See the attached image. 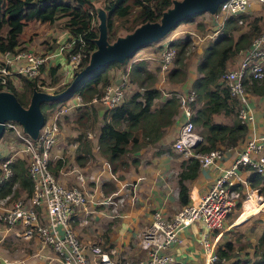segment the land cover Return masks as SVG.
Here are the masks:
<instances>
[{"label":"trees","instance_id":"16d2710c","mask_svg":"<svg viewBox=\"0 0 264 264\" xmlns=\"http://www.w3.org/2000/svg\"><path fill=\"white\" fill-rule=\"evenodd\" d=\"M92 1L94 0H0V54L22 49L20 36L24 33L23 30L27 22L37 21L51 25L54 21L63 18V26L68 33L67 41L70 43L65 58L76 53L81 54L77 66L79 70L85 65L89 52L94 48L92 40L96 37V29L91 7ZM95 1H100L103 5V10L106 12L107 39L112 40L115 37L113 31L115 21H119L116 24L117 30L128 32L139 23L156 21L160 12L170 4L171 0ZM191 19L192 16L181 22L184 23ZM197 26L200 27V23ZM263 28V19L260 15L242 12L237 16L226 17L222 22L221 33L213 41L206 43L200 53L196 54L199 58L195 65L198 77L184 92L187 93L189 90L194 92V101L190 103L192 112L190 120L198 128L201 138L194 152L204 153L218 149L223 153L227 149L236 147L244 140L247 126L237 118V101L229 97L228 90L223 86L220 78L227 70L230 60L247 49L252 40L262 33ZM187 43V38H175L168 41L166 45L175 50L172 64L174 63L176 66L181 64L182 54ZM157 45L161 49L162 45L158 43ZM41 54L45 55L46 51ZM132 57L133 55L122 64L111 63L95 71L80 81L73 91L72 95H77L80 98L81 106L73 111L74 125L72 129L77 131V135L68 141L78 142L75 155L78 165L85 162L92 147L90 140L85 138L84 126L86 124L90 128L97 126L96 147L98 154L104 159L110 172L115 174L118 170L126 171L130 167L135 169L139 164L140 146L159 145L163 140L164 130L174 122L178 113V93L171 91L168 97L158 102L161 98V91L158 88L159 82L161 83L158 71L151 72L142 60L132 61ZM108 66L125 67L122 71L126 75L127 82L134 84L138 91L129 96H123L117 105L102 109L101 113L97 115L91 100L99 97L103 89L110 84L107 75ZM58 67V65H54L47 70L51 84L57 81ZM171 67L169 66L165 77L174 81L172 78L176 73H179V69ZM184 71L182 70V72ZM182 79L176 80L174 83L183 84ZM21 80L20 91H16L9 80L6 88L14 94L21 106H25L31 90H39L36 83L44 85V82L42 80L39 82L37 77L22 78ZM66 83L61 86L65 87ZM242 85L248 95L264 96V76L259 80H253L246 76L242 80ZM64 101L61 100L58 103ZM50 105L51 103H47L48 107L46 108L54 106ZM40 109L46 119L47 113L42 110L41 106ZM214 113L226 116L228 122L214 121L211 116ZM2 161L0 160V162ZM61 162L60 159L53 163L48 162V168L54 176L62 164ZM8 166L11 174L8 178L0 181V198L10 193L17 197L19 190H23L25 196L28 197L32 184L27 175L24 160L13 159ZM197 169V161L189 158L183 162L177 175L178 201L182 206L188 202V190L184 182L194 179ZM239 170L250 171L247 178L249 188L263 196L264 176L251 171L247 166L239 167ZM249 202V200L244 202L242 213L236 223L242 221L244 216L254 215L264 206L262 199L258 209L252 210ZM252 218H256L255 221L252 220L255 226L257 223H261L264 216L258 214ZM243 242L241 245L244 247H237L230 239L216 243L214 250L216 263L264 264V228L255 244L252 245L248 241ZM244 249L246 250L241 256L245 259L242 260L239 258V252ZM249 250L250 252H248Z\"/></svg>","mask_w":264,"mask_h":264},{"label":"built area","instance_id":"2783aa9c","mask_svg":"<svg viewBox=\"0 0 264 264\" xmlns=\"http://www.w3.org/2000/svg\"><path fill=\"white\" fill-rule=\"evenodd\" d=\"M250 1L264 4V0H225L214 15L218 20L216 34L221 33L223 19L248 13ZM159 53L158 74L162 77L174 58V50L166 44ZM236 68L226 70L221 76V82L228 90L229 97L237 101V118L246 125L252 121L248 112V94L244 91L242 80L249 77L259 80L264 76V30L254 38L250 46L240 53ZM48 55L30 50H17L0 54V89L7 90V81L15 76L33 79L39 75L40 68L47 63ZM67 64L71 74L78 70L81 54L70 55ZM132 62V61H131ZM126 75L121 73L119 82L107 85L101 95L93 98L91 103H98L104 109L117 105L123 98V87ZM43 91L46 89L40 87ZM77 102L80 98L76 96ZM178 110L183 116L175 139L171 142L172 151L180 152L185 157L197 161L198 167L209 169L215 166L223 156L218 149L198 153L194 149L201 138L195 131V125L190 120V103L194 101V92L189 90L177 94ZM81 104V101H80ZM66 105H58L49 110V116L44 119L35 140L22 133L15 122L5 123V129L11 131L17 140L20 151L25 155V169L30 178L32 189L28 197H11L12 193L0 198V229L19 224L26 239L37 238L42 247L51 252L50 259L56 264H167L172 261L166 250L177 241L178 231L191 223L198 222L201 227L200 248L205 255L206 264H217L214 254L215 245L223 229L225 217L240 203L244 207L246 199L254 193L261 201L263 198L256 190L246 191V185L241 177L239 167L247 166L253 172L264 176V136L251 137L245 141L241 151L227 168L220 167L219 172L206 190L198 197L178 209L168 218L161 217L158 212L152 214L150 224L141 232L138 246L145 252V257L132 262L118 255L114 248L102 249L97 245H84L73 234L71 219L78 210L90 213L88 205L103 206V214L107 218L118 215L121 199L110 196L93 201L92 193L85 191L83 183L92 180L76 175L77 184L64 186L60 184L48 168L50 151L57 133V120L67 112ZM196 129H198L196 127ZM147 146H140L144 148ZM10 159L2 162L0 181L10 176L8 166ZM243 185V187H239ZM245 186V188H244ZM212 233H214L212 237ZM86 251L91 253L89 258ZM224 264H229L228 262Z\"/></svg>","mask_w":264,"mask_h":264},{"label":"crops","instance_id":"0c3cea01","mask_svg":"<svg viewBox=\"0 0 264 264\" xmlns=\"http://www.w3.org/2000/svg\"><path fill=\"white\" fill-rule=\"evenodd\" d=\"M263 6L264 4L256 7L252 5V8L258 11L255 15H260L264 21L262 14ZM208 18H214V21L210 20V22H208L210 26L206 27L212 32L208 35V39H210L209 41H213L218 35L216 34L218 23L216 24L214 16H208ZM177 32L178 31H172L165 43L159 42L158 44H161L162 46L167 44L168 41L178 36ZM59 36H61L62 39L68 37L65 28ZM44 40L45 39H42V41L38 43L42 46L40 49L34 48L29 41L25 43L24 40H21L24 41V43L21 44L22 49L20 50H30L38 53L46 51L47 53L50 50L46 49V41ZM156 44L157 43H155V45ZM201 49L202 48L197 50L196 53H200ZM141 55L142 54L137 55L132 61L139 59L141 61L143 58H147V54ZM240 55L241 54L239 53L230 60L227 70L237 67ZM47 57V63L40 68L39 75L37 76L38 80L48 78V76H46L47 70L52 66V59L50 56ZM52 62H55L53 66H59L56 75L63 76L64 83L69 81L72 75L66 73V71H69V67L66 61L60 57L59 51H57L55 60ZM147 63H151L150 61L145 62L147 69H149ZM120 74V71L116 70L114 66H110L107 69V75L109 76V81L111 83L115 82ZM21 79L22 78L19 76L10 79L11 85L16 91L21 90ZM159 81H161V78ZM188 82L191 85L192 81L190 82L189 80ZM161 84L162 83L159 82L158 85L160 86ZM176 85L173 89L176 93L186 92L190 87V85L184 86L185 84ZM41 86L43 87V85ZM178 86H184V91L179 92L177 90ZM46 90L55 91V88L49 86ZM76 96L77 95H72L66 101L59 103L58 105L64 104L66 105L65 107L67 108V111H74V109L81 106L80 101L77 102ZM163 99L164 98H160L158 102H161ZM92 105L96 109L97 115H99L102 109H104L98 103H92ZM97 105L101 106L102 109ZM49 109L50 108H48V110ZM248 112L252 116V121L246 125L247 132L244 140L236 147L227 149L223 153L221 160L216 163V168L215 166L210 167L209 169L198 167L196 177L184 182V185L188 190V202L190 201V198L198 197L206 190L211 179H213L219 172L220 167L227 168L230 166L232 160L241 151L245 141L251 137L264 136V96L257 97L248 95ZM211 116L216 122H228L227 117L220 113H214ZM183 119L182 114L178 110L172 125L164 130L162 142H160L159 145H151L141 148L138 151L139 164L135 169L130 167L126 169V171L118 170L115 174L110 172L108 165L98 154L96 147L97 126L94 128L93 135L89 133H86L85 135V138L90 140L92 147L85 162L78 165L75 159L78 142L72 140L68 141V139H73V137L77 135V131H68L65 130V128L60 130L61 128H59L58 121L57 133L55 134V140L50 151L49 160L50 163H53L57 159L62 161V164L59 166L55 174L57 181L64 186H71L77 184L75 179L76 175H81L85 178L91 176L92 180L86 179L83 186L85 191L92 193L93 201L107 198L109 196L113 199L122 200V203L119 206L118 215L111 219L104 216L102 212L103 206L101 205H88L87 209L91 214H85V212L78 210L75 216L71 219L70 225L73 234L80 242L84 245H97L102 249L110 247L114 248L118 255L125 257L132 262L139 261L145 257V252L138 246V239L141 232L150 224L152 214L158 212L161 217L168 218L182 207L178 201L179 186L177 175L182 168L183 162L187 161L189 157H185L180 152L172 151L170 144L175 139ZM1 148L0 160H13L18 158L25 162V155L20 151L19 146H17V150L13 154H8ZM2 162H0V167ZM249 173V170L240 171L241 177L246 185V191L250 189L247 182ZM134 174H136L137 177L134 178L132 176ZM133 181L134 184L129 187L130 189L124 191L123 187L126 186L127 183ZM241 187H243V185H241ZM132 194L136 196L134 203L130 202L131 199L133 200ZM11 197L14 196L11 195ZM17 197L26 198L24 191L19 190L17 192ZM255 209H258V207ZM260 210L261 208L259 211ZM244 224H246V221H244V223L242 221L237 223L234 222L233 224L228 222L225 225L226 227H223L220 232L216 243L218 244L221 241L227 240L225 238V233L229 231L230 227L242 226ZM263 228L264 219L254 227L241 232L242 241H248L252 245L255 244ZM22 230L23 228L19 224H15L6 229H0V264H56L55 260L50 259L51 252L49 249L47 247H42L37 238H24ZM213 235L214 233H212V237ZM200 237L201 227L198 222L191 223L188 226L181 228L177 234V241L166 250V253L172 258V261L167 264H206L204 252L199 245Z\"/></svg>","mask_w":264,"mask_h":264},{"label":"rangeland","instance_id":"374dc122","mask_svg":"<svg viewBox=\"0 0 264 264\" xmlns=\"http://www.w3.org/2000/svg\"><path fill=\"white\" fill-rule=\"evenodd\" d=\"M255 2L250 1L251 7L248 10V13L257 14L258 11L256 9H253L252 5L254 7H256V6L260 5V4H257ZM91 7H92V10H93V14H94V10L98 9V8H103V5H102V3L100 1H95L94 0V1L91 2ZM262 14H263V18H264V6H263ZM208 16L209 15H207L206 13H202V14H198V15L192 16V19L187 21V22H184V23L179 22L176 25L175 28H172L166 35H164L160 40L157 41V43H159V42L160 43H165L167 38L169 37V35L171 34L172 31H178L177 32L178 36L176 38H187L188 43H187L186 48L184 49V53L185 54L184 53L182 54L183 60H182L181 64L176 66V64H174V63L172 64V61H171L170 65H169L170 67L172 66V67H176L177 69H179V73H176V75H174L172 79L174 81H176V80H180V79L183 78L182 81H184V83H183V84H185L184 86L190 85V83L188 81L190 80V82H191L196 77H198L197 72H195V65L197 64L198 59H199L198 56L196 55L197 54L196 52L200 48H203V46L210 40V39H208V35L211 34L212 32L209 30V28H206V27L210 26L209 23H208V22H210V20L214 21V18H208ZM218 20H220V18H215L216 24H217ZM118 22L119 21H115L113 23L114 24L113 31L115 33V36L116 35L117 36L118 35H122V34L126 33V32L117 30L116 24ZM94 23H95V26H96V20L95 19H94ZM199 23H200V27L197 26V24H199ZM263 23H264V21H263ZM63 24H64V19L63 18H60V19L56 20L51 25H47V24L40 23V22H37V21L27 22L26 25H25V29L23 30L24 34L21 36L20 41L24 40L25 43H27V41H29L31 43V45L34 46V48L40 49V48H42V46L40 44H38V43H40L42 41V39H45L44 40V41H46L45 45L47 46L48 49H51L50 51H48L46 53V55L50 56L52 61H53V60H55L57 51H59L60 52V57L63 58L66 61V63H67L68 59L65 58V56H66V51L69 50L68 48H69V44L70 43L67 41V37L62 39V37L59 36L64 31ZM173 39H175V38H173ZM24 41H21V44H23ZM154 45H155V43L151 44V45H147L146 47H143V48L139 49L136 53H134V55L131 58V60L134 59L135 57H137V55L147 54L146 55L147 58L146 59L143 58L142 61L143 62L144 61L145 62H149L150 61L151 64L147 63V65H149V70L151 72L158 71L159 53H160L162 48L160 49L157 44L155 46ZM40 53H42V52H40ZM174 54H175V50H174ZM52 61H51V64L53 66V64L55 62H52ZM109 67L110 66H108L107 69ZM124 68L125 67H121V68L115 67V69L120 71V73H123L122 70ZM180 69L185 70V71L182 72V70H180ZM185 74H186V76H185ZM114 75H115V73H114ZM165 76H166V73L164 75L162 74V77L158 74L159 79L161 78V81H162L161 82L162 84L159 86V89L161 90V98L168 97L169 96V92L175 91L173 89H174V86L176 85V83H174V81H172V80H169V78H166ZM49 78L50 77L38 80L39 82H41V80L44 82V85H43L42 88L46 89L49 86H52V87L55 88V91H59L62 88H64V87L61 86V84L64 83L63 76H58L57 81L56 82H52V84H51V82H50L51 80ZM119 79H120V76H118L116 78L115 82H112V83L110 82V84L119 82ZM36 85L38 86V89L40 90L41 85H39L37 83H36ZM184 86L183 87L178 86L177 90L179 92L184 91ZM135 91H138V88L134 84H129L127 82V80H126L125 85L123 87V96L124 97L129 96L130 94H132ZM47 92L51 93L53 91H47ZM178 94H180V93H178ZM181 94H184V92L181 93ZM58 104H59L58 102L51 103V105H54V106H57ZM95 104H97V103H95ZM46 107H48L47 104H45V105L42 104L41 105L42 110L45 111V113H47V117H48L49 114H50L49 110L51 108H53V107H51L49 110ZM98 107H100V109H102L101 106H98ZM73 116H74L73 115V110H68L66 112V115L65 114L60 115L59 120H58L59 121V128H61L60 130L65 128V130H68V131H75L74 129H72V127L74 125V123H73V120H74L73 118L74 117ZM195 131L199 135L198 129H196V127H195ZM84 132L93 135L94 134V128L93 127L90 128L86 124L84 126ZM17 146H19V145H18L17 140L15 139L13 133L11 131H9L8 129H5L4 133H3V136L0 138V148L2 147L1 149L5 150L8 154H11V153L13 154L14 152H16ZM132 176L134 178L137 177L136 174H134ZM133 184H134V181L127 183L126 186L123 187V190L127 191L128 189H130L129 187H131ZM134 194H135V191H134ZM134 194H132L133 195V200L132 199L130 200V202H132V203H134L135 197H136V196H134ZM253 195H255V194L253 193ZM261 197L264 200V195L261 196ZM247 200H249V199L247 198L246 201ZM250 206H251L252 210L255 207V206H252V205H250ZM241 210H242L241 209V204L239 203L238 206L234 210H232L225 217L224 222H223V224H224L223 227H226L225 225L228 222L231 223V224L236 222L237 218L239 217V215L241 213ZM252 214H253V212H252ZM258 214H261V215L264 216V206L261 208L260 211H258L257 213H255L251 217L250 216L249 217L248 216H244L242 218V222L244 223V221H246V224H244L242 226H237V227H230L229 231L227 233H225L226 234L225 238L227 240L230 239L237 247H244V246L241 245V244L244 243L242 241V238H241V232H243L246 229H249V228L254 226V222L253 221H255L256 218H252V217L257 216ZM239 222H241V221H239ZM246 249L241 250L239 252V256H240L239 258H241L242 260L245 259V258L243 256H241V254ZM86 255L89 258H92L90 252L86 251Z\"/></svg>","mask_w":264,"mask_h":264},{"label":"water","instance_id":"95a60500","mask_svg":"<svg viewBox=\"0 0 264 264\" xmlns=\"http://www.w3.org/2000/svg\"><path fill=\"white\" fill-rule=\"evenodd\" d=\"M225 0H171L156 21H145L130 31L107 39L106 12L103 8L94 10L96 37L94 48L89 52L85 65L72 73L69 82L59 91L51 93L32 89L25 106H21L11 91L0 89V138L5 123H17L23 134L35 140L44 123L40 106L66 100L72 95L77 84L111 63L122 64L139 49L160 40L179 22L197 14L214 16L218 6Z\"/></svg>","mask_w":264,"mask_h":264},{"label":"bare ground","instance_id":"6f19581e","mask_svg":"<svg viewBox=\"0 0 264 264\" xmlns=\"http://www.w3.org/2000/svg\"><path fill=\"white\" fill-rule=\"evenodd\" d=\"M248 199H249L251 205L255 206V208H257L260 205L261 201H262V200L261 201H257L258 198L256 197V195H253V193L248 197Z\"/></svg>","mask_w":264,"mask_h":264},{"label":"clouds","instance_id":"9594fccd","mask_svg":"<svg viewBox=\"0 0 264 264\" xmlns=\"http://www.w3.org/2000/svg\"><path fill=\"white\" fill-rule=\"evenodd\" d=\"M71 79V78H70Z\"/></svg>","mask_w":264,"mask_h":264}]
</instances>
